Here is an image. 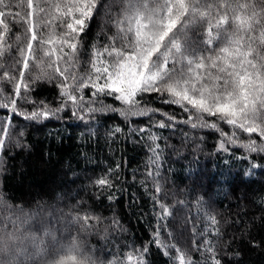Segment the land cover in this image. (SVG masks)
Here are the masks:
<instances>
[{"label": "trees", "instance_id": "1", "mask_svg": "<svg viewBox=\"0 0 264 264\" xmlns=\"http://www.w3.org/2000/svg\"><path fill=\"white\" fill-rule=\"evenodd\" d=\"M32 237L68 244L23 264H264V0H0V264Z\"/></svg>", "mask_w": 264, "mask_h": 264}, {"label": "rangeland", "instance_id": "2", "mask_svg": "<svg viewBox=\"0 0 264 264\" xmlns=\"http://www.w3.org/2000/svg\"><path fill=\"white\" fill-rule=\"evenodd\" d=\"M132 24L134 28L137 29L138 34H140L144 38L145 41L147 40L148 36H151L155 33L157 35V31H159L158 26L155 25V23L152 20H149L146 17H139L135 19ZM159 34H162V32H160ZM158 35L157 36L153 35V36L159 38ZM151 50H152L151 48L145 49V47L139 50L134 55L132 62H129L126 65H123L122 72L118 74L116 77H114V79L112 80V83H113L112 86L118 88L123 97L126 96L127 93H129L128 90H124V89H129L130 87H132V85H135L139 81L141 77L140 67H144V65L146 64L147 57ZM137 62H140L139 65H135ZM181 94L189 98L188 95H185L184 93H181ZM210 106L215 111L219 110L221 112H226V111L234 112L233 110L234 107L230 104H211ZM72 218L73 216L71 214L70 215L66 214L64 216H59V217L55 216L54 218L51 217V222L53 224L54 222L57 223L59 221V222H62L68 225L69 221H71ZM24 220L27 221L28 219L26 218ZM44 232L45 231L42 230L43 235H45ZM9 236L12 237L11 234ZM73 241L74 240H72L71 243H73ZM67 244L68 242L66 241H60V240L54 241L53 240L52 242L49 241L45 245V244L38 243V241L34 237H32L28 241V246L35 247L36 250L34 252L30 253L27 251V249H24L22 247H19L18 249L15 246L11 250L7 251V256H6V260L4 261V264H23L26 262L34 261V260L40 259L43 256H45L46 252L49 249H53L54 247H64Z\"/></svg>", "mask_w": 264, "mask_h": 264}]
</instances>
